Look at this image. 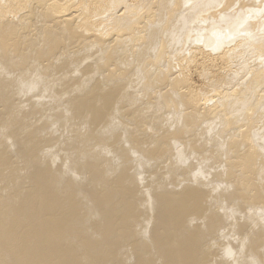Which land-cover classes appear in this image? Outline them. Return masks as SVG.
Here are the masks:
<instances>
[{"label": "bare ground", "instance_id": "1", "mask_svg": "<svg viewBox=\"0 0 264 264\" xmlns=\"http://www.w3.org/2000/svg\"><path fill=\"white\" fill-rule=\"evenodd\" d=\"M0 264H264V0H0Z\"/></svg>", "mask_w": 264, "mask_h": 264}]
</instances>
